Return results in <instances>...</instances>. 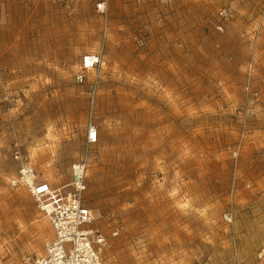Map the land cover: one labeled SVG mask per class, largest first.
<instances>
[{"label":"rangeland","instance_id":"obj_1","mask_svg":"<svg viewBox=\"0 0 264 264\" xmlns=\"http://www.w3.org/2000/svg\"><path fill=\"white\" fill-rule=\"evenodd\" d=\"M96 1L0 0V264L52 235L15 152L61 191L87 156L106 264H264V0Z\"/></svg>","mask_w":264,"mask_h":264},{"label":"built area","instance_id":"obj_2","mask_svg":"<svg viewBox=\"0 0 264 264\" xmlns=\"http://www.w3.org/2000/svg\"><path fill=\"white\" fill-rule=\"evenodd\" d=\"M96 9L101 14L106 13V0H97ZM224 17L226 11L219 13ZM221 30V27L217 25ZM142 45V41H137ZM100 61V55L86 54L82 57L81 69H93ZM83 73L75 74V81H83ZM95 88L91 90L94 94ZM98 139L97 126L90 121L86 132V150ZM14 158L19 161V167L14 176L9 179L11 187H21L37 203L40 211L46 216L52 235L43 244V250L34 257H27L24 264H106L102 257V249L106 244L103 233L93 228L92 211L84 204L86 190L87 156H82L70 166V181L67 189L52 188L44 179L40 178L32 165L22 160L15 152ZM223 220L231 222L230 213H224ZM115 228L112 235H117Z\"/></svg>","mask_w":264,"mask_h":264},{"label":"crops","instance_id":"obj_3","mask_svg":"<svg viewBox=\"0 0 264 264\" xmlns=\"http://www.w3.org/2000/svg\"><path fill=\"white\" fill-rule=\"evenodd\" d=\"M46 181V180H45ZM46 182H48V181H46ZM49 183V182H48ZM50 184V183H49ZM51 185V184H50ZM67 185V184H66ZM52 187V186H51ZM53 188V187H52ZM55 189H57V188H55Z\"/></svg>","mask_w":264,"mask_h":264}]
</instances>
